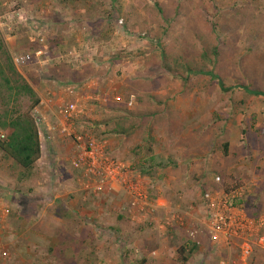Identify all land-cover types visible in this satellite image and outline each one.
<instances>
[{
	"label": "rangeland",
	"instance_id": "rangeland-1",
	"mask_svg": "<svg viewBox=\"0 0 264 264\" xmlns=\"http://www.w3.org/2000/svg\"><path fill=\"white\" fill-rule=\"evenodd\" d=\"M155 2H159L163 15L168 17L166 33L160 35L159 42V35L154 34L158 26L164 27L165 23L157 14ZM177 5L181 7L176 10ZM21 10L20 21L13 23L8 17L1 19L4 24L0 36L9 51H25L31 43L26 36L28 32L38 34V39L42 38L44 42L51 36L60 37L62 42L51 58H34L30 63L16 67L33 89L39 88V80L42 82L43 86L34 92L43 103L31 114L34 120H41L39 139L48 154L44 153L45 160L35 164L29 176L21 179L19 166L0 151V249L6 252L0 264H138L151 250H159L161 245L168 247L163 264H220L225 260L224 250L211 247V242L203 235L198 239V232L194 231L198 219L202 218V212H198L194 203L198 202V197L192 201L188 197L181 202L167 201L168 204L163 206V201L159 205L153 202L156 198L154 187L151 194L145 189L147 182L143 181L144 178L157 180L166 177L168 173H162V166L172 163L176 164L173 166L175 181H180L184 192H192V196L201 192V183L208 184L209 190L220 191L210 187L217 176L214 169H223L241 180L243 187L236 192V200L240 201L243 212L257 214L254 220L259 234H264V97H252L240 90L222 93L216 82L207 76L192 77L182 84L151 58L161 48L172 56H176L186 44H194L199 49L198 35L190 38L185 27H197L200 33L204 30L203 23L215 22L217 14L223 13L230 20V29L236 27L235 20L241 22L236 37L232 39L234 44H224L231 39L228 34L219 35L222 57L217 69L224 78V85L244 82L262 86L264 0H25L21 3ZM3 13L0 8V16ZM20 26L27 32H20ZM190 45L187 59L194 53ZM245 55L246 58L242 59ZM50 64L55 66L54 69H49ZM65 64H69L71 73L77 72L85 80L66 82L60 78L58 68ZM68 86L75 87L74 94L67 93ZM93 95H98V99ZM131 95L133 104L127 107L125 98ZM116 97L120 100L117 101ZM75 98L84 113L78 118L60 121L56 116V105ZM21 104L25 108L28 101L23 99ZM129 112L137 115V119L128 115L130 118L124 123L127 127L135 125L130 137L120 140L104 134L121 115ZM146 114L153 123L149 127L142 118H146ZM62 122L70 131L89 132L101 144L102 154L110 160L119 163L134 160L128 171L139 174H136V180L147 203V206L139 207L144 211L138 212H149L148 217L138 220L134 217L136 208H131L129 213L122 200L124 191L115 188L112 191L118 190L119 193L113 197L120 206L106 210L109 218L105 223L100 222V208L95 202L102 201L104 193H94L92 187H86L80 171L67 167L60 169L59 173V167L52 166V156H56L52 152L54 147H65L66 158L73 155L71 140L59 133ZM104 137H113L126 148L120 153L123 157L113 150L110 152L109 145L101 141ZM147 139L155 154L153 164H160L161 168L151 167L147 161L140 162L149 156ZM225 142H228V150L223 156L221 148ZM70 175L74 177V191L66 193L69 187L64 182ZM37 186L49 187L46 189L49 198L43 197L42 189ZM157 187L161 188L160 183ZM81 192L88 194L86 200L91 199L88 206L83 202L80 205L76 193L81 195ZM54 194L58 195L57 199ZM67 194L68 201H63ZM125 196V202L130 204V197ZM52 200H56L54 207L48 205L47 214L48 227L53 228L54 233L36 232L37 214L44 203ZM69 201L74 203L72 210L67 208ZM178 204H182L180 212L176 210ZM148 205H153L154 210ZM66 211L68 216L64 214ZM75 212L79 214L75 215ZM81 216L89 219L90 227L83 231L85 239L77 240L65 228L68 221L75 226L82 223ZM62 217L68 220L61 223ZM177 217L183 225H177ZM113 219L125 220L123 227L129 229L138 222L139 232L153 230V245L143 239L145 244L135 251L133 241H130L132 234L128 231L122 233L121 229L111 226ZM186 227L189 229L181 231ZM161 231L165 233L160 234ZM195 236L199 244L196 243L193 252L183 254L186 256L183 261L178 248L185 244L190 249ZM164 237L166 239L162 240ZM151 264L159 263L153 258ZM247 264H264V250L255 244Z\"/></svg>",
	"mask_w": 264,
	"mask_h": 264
},
{
	"label": "trees",
	"instance_id": "trees-1",
	"mask_svg": "<svg viewBox=\"0 0 264 264\" xmlns=\"http://www.w3.org/2000/svg\"><path fill=\"white\" fill-rule=\"evenodd\" d=\"M180 7L181 5H177L176 10ZM155 9L157 14L163 17V23H165L164 27L158 26L159 28L154 34L155 36L156 34L159 35V37H157V41L159 42L160 35L166 33L168 17L163 15V8L160 6L159 2H155ZM227 17L228 16L223 13H218V20L215 22L211 21L209 23H203L204 30H200V33H203L202 35H199L200 33L197 31V27L195 29H193L191 25L185 27V30L190 34V38L191 36L194 37L198 35L197 39L201 44L199 49L195 48L194 44H188L194 50V53L189 59L186 58L188 50V45L186 44L181 47L180 52L176 56L167 54L165 50L161 48L158 54L151 57L153 59L152 61L155 60L156 63L160 64L167 73L178 78L182 84H185L192 77L207 76L210 80L216 82L217 89L222 93L240 90L252 97H264V84L256 87L251 84H244V82H235V84L229 86H226L223 83L224 78L219 74L217 69L219 67L220 57H222V45L219 41V35L228 34L231 39L224 42V44H234L235 41H232V39L234 40L236 37V29L241 25L239 20H235L236 27L230 29V20ZM21 29L22 31L20 32H27L26 28L21 27ZM61 42V38L58 36L49 37L46 42L47 48L44 57L51 58L52 52L61 46ZM38 45V41L28 43V47L25 51H33ZM245 58L246 55L243 56L242 59ZM50 65L49 69H54L55 66L53 64ZM57 75L66 82H83L85 80V78H81L77 72L71 73L69 64H65L63 67L58 68ZM127 97L125 98V102L129 99V96ZM23 99L28 101V105L25 108H22L21 104V100ZM39 102L40 99L34 92L32 86L18 72L16 65L12 60L11 53L5 45L3 38L0 36V131L4 132V138H0V151L19 166L21 169V176L23 177L21 179L29 176L30 171L34 168V165L40 157L39 126L41 120H34L31 114L39 105ZM128 115H134L137 119V115L132 112L125 115L123 114L115 121V123H113L109 131L107 130L104 134L115 136L119 139L130 137L135 125L130 124L128 125L129 127L125 126V121L130 118ZM146 115V118H142L145 119L144 122L148 123L149 127L153 123L149 122L151 117L148 114ZM106 123L109 125L110 122L107 120ZM145 123L143 125H145ZM81 134L92 136L86 131H82ZM146 143H148L147 153H149V156L140 160V162L148 161L153 164L155 154L153 148L149 146V139L146 140ZM227 150L228 142H225L221 148L223 156L227 154ZM155 165L160 166V164ZM213 172L219 177L220 182L212 184L210 186L211 189H218L228 195L232 192H238L239 189L243 187L241 180L236 179L233 175L228 174L223 169H214ZM233 199H235V201L233 200V202H235L234 204L242 209V207L239 206L240 201L238 200L237 202L236 200V196ZM244 214L247 218L253 220L257 215H250L251 213L248 215L247 212H244ZM194 249H196V244L192 243L190 249H187V245H184L178 248V252L181 254L182 260L186 261V256L183 254L185 252L191 253ZM144 263L145 259H141L138 262V264Z\"/></svg>",
	"mask_w": 264,
	"mask_h": 264
},
{
	"label": "built area",
	"instance_id": "built-area-1",
	"mask_svg": "<svg viewBox=\"0 0 264 264\" xmlns=\"http://www.w3.org/2000/svg\"><path fill=\"white\" fill-rule=\"evenodd\" d=\"M22 2L24 3L25 0H0V8L4 10V13L0 16V31L4 24L1 21L3 17L12 19L13 23L15 20L20 21L22 19ZM119 23H121V20ZM32 35L34 38H32ZM32 35L28 32V40L30 42L38 41V47L33 51L13 54L12 60L16 66L30 63L34 58L39 60L44 57L47 48L46 42L42 38L38 39L40 37L38 34L36 36ZM74 90V86L66 87V91L70 95L74 94ZM115 99L119 101L120 97ZM133 100L134 97L131 95L126 102V106L131 107ZM82 112L83 108L79 106L77 98L59 102L56 105V116L64 121L78 118L82 115ZM60 124L59 133L72 142L73 155L69 159L70 164L80 171L81 179L86 187H92L94 193H105L115 188H121L130 197L129 205L131 208L138 209L144 204L147 206L145 196L141 194L140 185L136 180L138 176L133 177V173L128 171V166L104 156L101 152V144L99 145L92 136L81 133L73 134L69 126L63 122ZM0 137L4 138V135L0 134ZM214 181L215 183L220 182L219 177L215 176ZM235 195V192L227 195L222 191L213 190H207L202 194L207 212L206 229L212 245L217 249H226L228 252L234 249L237 251L236 256L230 257L229 254L227 259L222 260L220 264H247L255 244L264 250V234H259V227L255 220L247 218L243 210L234 204L233 198ZM142 209L144 211V208L138 210ZM150 210H154L153 205L150 206ZM181 221L180 219L179 223L177 218V223L182 224ZM5 257L6 252L0 249V259Z\"/></svg>",
	"mask_w": 264,
	"mask_h": 264
},
{
	"label": "crops",
	"instance_id": "crops-1",
	"mask_svg": "<svg viewBox=\"0 0 264 264\" xmlns=\"http://www.w3.org/2000/svg\"><path fill=\"white\" fill-rule=\"evenodd\" d=\"M11 52V54L13 55V54H16V53H20V52H18V51H12V50H10ZM23 52V51H22ZM17 67V66H16ZM40 81V80H39ZM38 81V83H37V87H41V86H43L42 85V82L40 81L39 82ZM39 88H36V87H34V89L33 90H35V91H38L39 90ZM94 96V99H98V95H93ZM104 100V99H103ZM105 101V100H104ZM41 102V104L43 103V101L41 100L40 101ZM40 104V105H41ZM84 112H82V114H83ZM59 120L61 121L62 119L61 118H59ZM73 131V134L75 133H81L82 131H76V130H72ZM84 132V131H83ZM93 137V136H92ZM94 138V137H93ZM96 140V139H95ZM115 139L113 138V137H104V138H102L101 139V141H103L102 143H104V144H107V145H109V149H110V152L111 153H113V151H114V153L116 154V155H118V153H119V155L120 156H122L121 154V152H123L124 150H126V148L125 147H122V144H120L119 142H116V141H114ZM121 140V139H120ZM124 140V139H123ZM50 141H53V140H50ZM50 141H47L48 142V146H50V147H52V144H51V142ZM127 147V146H126ZM65 147H63V148H58V147H54L53 149L54 150H52V152H53V154L54 155H56V156H52V158H53V161H54V164L52 165L53 167H56V168H58V171H59V173H60V169H67V167H71V169L73 168L74 170H76V171H79L78 169H76V168H74V167H72V165L70 164V162H69V159L70 158H66V155H68L67 153V150H66V148L64 149ZM66 150V151H65ZM111 150H113V151H111ZM129 151V150H128ZM169 152H171V151H169ZM44 153H46V155L48 154V152L47 151H44V149H43V145H42V143H41V139H40V157H39V159L37 160V162H36V164L37 163H40L41 161H44L45 159H44ZM121 153V154H120ZM172 153V152H171ZM110 155L111 156V154L109 153V152H107V155ZM127 154H128V152H127ZM170 154V153H169ZM108 155V157H110ZM166 155V154H165ZM175 155V154H174ZM123 157V156H122ZM175 158V157H174ZM175 159H177V161L179 162L180 160H178V158H175ZM57 160V161H56ZM130 161V160H129ZM134 160H132V161H130V162H128V161H126L124 164L126 165V166H128V167H130V163H132ZM139 162V161H138ZM137 162V163H138ZM148 162V161H147ZM149 163V162H148ZM56 164V165H55ZM149 165H151V167H158V168H161L160 166H158V165H153V164H150L149 163ZM172 166V167H171ZM173 166H176V164H174V163H172L171 165L169 164L168 166H166V164H165V166H162V167H164L163 168V170H162V173H168V175L166 176V177H159V178H157V180H156V178H152V179H150V178H144L143 179V181L144 182H147V185H146V187H145V189L147 188V193L149 194H151L152 192H151V188L152 187H154V191H153V193L154 194H156V198H154L153 199V202L155 201V202H157V204L159 205V203H161L160 201H163L164 203H161V205H167L168 203H170V201L171 202H174V200H176V202L177 201H179L180 200V202H181V199H183L184 197H188V199H191V201H192V199L194 198V199H196V197H198V202H196V201H194V203L196 204V206L198 207V212L199 211H201L202 212V218H199L198 220V223H197V225L198 226H196V227H194L195 229H194V231L197 233V237H198V239H199V236H201V235H203L204 237H206L207 238V240L208 241H210V239H209V236H208V232H207V229H206V221H207V212H206V207H205V202L203 201V198H202V194H203V192H205V191H207V190H209V187H208V184H206V185H202V183H201V185L200 186H202L201 187V192H199V193H196L194 196H192V192H190V193H186V192H184V186H183V184L182 183H180V181L179 182H176L175 180H176V177H174L175 176V173H174V171H173ZM66 167V168H65ZM33 170V169H32ZM31 170V171H32ZM31 171H30V173H31ZM132 173H134V172H132ZM69 174V173H68ZM137 175H139L138 173H136ZM135 173L134 174H132V175H134L133 177H135V176H137ZM74 177H72V175H70L69 177H68V179L64 182V183H66L67 185H66V187H69V189L67 190V192L66 193H71L72 191H74V189H73V186L72 185H74V183H72V181L74 182V179H73ZM178 178H180V177H178L177 176V179ZM28 180V179H27ZM29 181V180H28ZM151 181V182H150ZM38 183V185L40 184L39 182H37ZM148 183H149V186H148ZM158 183H160V186H161V188L160 187H157V184ZM35 186V185H34ZM70 186H72V187H70ZM56 186H54V188H55ZM42 189V193H41V195H43V197H45V198H49V195L46 193V189H48L49 187H38L37 186V189ZM150 188V189H149ZM118 189V188H117ZM174 189V190H173ZM120 191H121V193H123L122 192V190L121 189H119ZM139 190H140V188H139ZM177 190H178V192H177ZM45 191V192H44ZM76 191V190H75ZM146 191V190H145ZM43 192H44V194H43ZM140 192H141V194H143L142 193V190H140ZM177 192V193H176ZM75 193V192H74ZM114 193V194H113ZM119 193V191L118 190H114V191H112V192H106V193H104L103 195H102V201H100L99 202V200L97 201V202H95V204L96 205H98V209L100 208V210H99V213H100V222H102L103 221V223H105L106 221H107V219L109 218V216H108V212L106 211V210H110V209H113L114 207L116 208V207H118V206H120L119 204H120V202L119 201H117L116 200V197H113L114 195H116V196H118L117 194ZM77 194V196H78V198L80 199L79 201H80V205H81V203L83 202V204H85V206H88L89 205V202L91 201V199L89 198L88 200H86V196L88 195L87 193H82L81 192V195H80V193H76ZM83 194V195H82ZM113 194V195H112ZM74 196V194H71V196ZM112 195V196H111ZM123 195H124V197H123V202H124V206L125 207H127V209H128V212L130 213V211H132L131 210V207L129 206V204L128 203H126L125 202V198H127L126 196H125V194L123 193ZM95 196H98V195H95ZM51 197V196H50ZM54 199H57L58 198V195H56V194H54ZM154 197H155V195H154ZM38 198H39V196H38ZM67 199H69V196H68V194L64 197V199H63V201L64 200H67ZM115 200V201H114ZM40 201H42V199H40ZM56 200H52L51 202H49L48 204H45L44 203V207H42V209H41V211L39 212V214H37V217H38V221H37V223H36V229H35V231L36 232H41V233H46V232H49V231H51L52 233H54V229L53 228H49L48 226V220H49V216H48V212H47V210H48V205H50V206H52V207H54V202H55ZM68 201V200H67ZM168 201V203H166ZM126 203V204H125ZM181 205L182 204H178L177 205V212H180V208H181ZM75 206H74V203L72 202V201H69V204L67 205V208H69V210H72L73 208H74ZM125 207H124V209H125ZM196 207V208H197ZM96 208V207H95ZM120 208H122V206L120 207ZM139 209V208H138ZM138 209H137V213L136 212H134L135 213V216L134 217H136L138 220H143L142 218H145L146 216L148 217V214H149V212H144V214H141V215H138ZM21 211V210H20ZM19 211V212H20ZM53 212L51 213L52 214V216H54V210H52ZM108 213V214H107ZM66 216H68V212L66 211L65 213H64ZM79 213H77L76 214V212H75V215H78ZM196 214V213H195ZM80 215H84V214H80ZM134 215V214H133ZM145 215V216H144ZM174 216V215H176L177 216V214H171V216ZM88 216L90 217L91 215H89L88 214ZM81 217H83V216H81ZM63 219L62 220H60V222L61 221H66V220H68V218L66 219L65 217H62ZM178 218V217H177ZM66 219V220H65ZM136 219V220H137ZM80 220H82V223L80 222V224L79 225H77V226H75L74 224H71L69 221H68V224H67V228H65V230H66V232L69 234V235H71L73 238H75V239H85V234H83V231H87V230H89V227H90V223H87V222H89V219L88 218H85V217H83V218H81ZM126 221L125 220H112V222H111V226H114V227H117V228H115V229H121L120 231H122V233L124 232V231H128V232H130V234H132L131 235V238H130V241H133L132 242V244H133V246H132V244H131V246L132 247H134L135 248V251H139V249H141L140 247H142V245L143 244H145V242H143V239H145L147 242L146 243H148V244H150L151 243V245H153L152 244V242L151 241H153V239H152V232H154L153 230H151V229H144L142 232H139V227H138V222L135 224V226L133 227V229L131 228V229H129L130 227H123L126 223H125ZM62 223V222H61ZM76 223H78V222H76ZM75 223V224H76ZM38 224H41V228H40V225H38ZM137 225V226H136ZM177 225H178V223H177ZM183 225V224H182ZM68 227H69V229H68ZM188 227H186L185 229H180L181 231H185L186 229H187ZM189 229V228H188ZM175 230V229H174ZM65 232V231H64ZM156 233V232H155ZM164 234L165 232H160V234ZM81 235V236H80ZM197 237L195 236L194 237V240L193 241H195V244L197 243V245L199 244V242L196 240L197 239ZM166 238L164 237V238H162V240H165ZM211 242V241H210ZM194 243V242H193ZM185 245V244H184ZM148 247H150V246H148ZM211 247H213V245H212V242H211ZM137 248V249H136ZM152 252L150 253V254H148L147 255V257H143V259H145V262L146 263H144V264H151L152 263V260H153V258H156V261H158V263L159 264H163L164 263V259H166L167 257H166V253H168V247L166 248H164L162 245L161 246H159V250H151ZM165 251V252H164ZM224 252H225V254H224V257H225V260L227 259V257H228V255L230 254V252L231 251H227L226 249L224 250ZM236 254H237V251L234 249L232 252H231V254H230V257H234V256H236ZM253 254V253H252ZM252 254H251V256H252ZM153 255V256H152ZM160 257L159 258V260L157 259V257ZM250 256V257H251Z\"/></svg>",
	"mask_w": 264,
	"mask_h": 264
},
{
	"label": "clouds",
	"instance_id": "clouds-1",
	"mask_svg": "<svg viewBox=\"0 0 264 264\" xmlns=\"http://www.w3.org/2000/svg\"><path fill=\"white\" fill-rule=\"evenodd\" d=\"M11 56H12V54H11ZM39 104H40V102H39ZM38 106H39V105H38ZM38 106H37V107H38ZM1 134H2V133H1ZM0 138H1V137H0Z\"/></svg>",
	"mask_w": 264,
	"mask_h": 264
}]
</instances>
